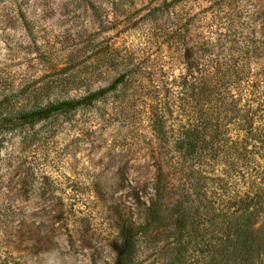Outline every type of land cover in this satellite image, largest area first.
Returning a JSON list of instances; mask_svg holds the SVG:
<instances>
[{
	"label": "rangeland",
	"instance_id": "rangeland-1",
	"mask_svg": "<svg viewBox=\"0 0 264 264\" xmlns=\"http://www.w3.org/2000/svg\"><path fill=\"white\" fill-rule=\"evenodd\" d=\"M203 45L201 67L227 71L222 94L264 107V0H0V109L133 71L86 107L0 132V264H113L120 220L144 223L153 198L155 106L185 47ZM171 98L167 128L184 113ZM248 181L221 183L226 197ZM164 243L142 237L136 264H166Z\"/></svg>",
	"mask_w": 264,
	"mask_h": 264
},
{
	"label": "trees",
	"instance_id": "trees-1",
	"mask_svg": "<svg viewBox=\"0 0 264 264\" xmlns=\"http://www.w3.org/2000/svg\"><path fill=\"white\" fill-rule=\"evenodd\" d=\"M203 48L197 55L193 46L185 47L179 73L165 85L170 96L155 106L153 198L144 223L120 220L113 264H136L141 238L155 235L163 236L166 264H264V107L241 108L236 98L222 94L227 71L201 67ZM129 73H118L109 88L78 97L2 108L0 132L86 107ZM145 73L150 74L139 70L134 76L141 81ZM248 88L252 100L262 97L253 84ZM173 95L184 113L176 114L177 127L167 128ZM236 177L249 179L247 188L226 197L230 191L223 184Z\"/></svg>",
	"mask_w": 264,
	"mask_h": 264
}]
</instances>
